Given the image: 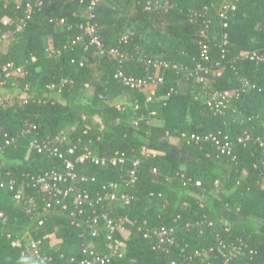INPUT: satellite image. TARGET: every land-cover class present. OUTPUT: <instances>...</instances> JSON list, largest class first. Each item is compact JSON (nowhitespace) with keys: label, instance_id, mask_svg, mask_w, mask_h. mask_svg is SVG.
<instances>
[{"label":"trees","instance_id":"trees-1","mask_svg":"<svg viewBox=\"0 0 264 264\" xmlns=\"http://www.w3.org/2000/svg\"><path fill=\"white\" fill-rule=\"evenodd\" d=\"M25 1L0 0V17L21 15ZM28 1L34 4L31 18L13 41L0 44V80L6 62L25 69L22 76L4 82L7 90L24 95L0 107L1 176L19 182L34 173L62 171L65 159H74L87 147L99 156L109 157L117 150L126 155L123 164H77L79 173L95 177L81 186L91 197L109 181L118 182L122 191L134 160L137 180L129 205L93 202L84 206L81 216L72 196L53 198L44 210L42 197L51 196L23 185L17 200L9 190L0 189V264H73L69 259L81 257L82 243L104 248L103 224L96 237L90 236L86 224L93 209L114 219H129L116 233L123 242V255L106 264H221L215 251L220 240L246 244L232 264H264V146L256 141L264 140V62L239 58L252 50L264 53V0H240L226 27L219 16L225 0H101L95 9L96 33L105 50L116 47L123 53L116 59L94 45L75 41L88 0ZM147 1L153 10L145 8ZM223 32L227 42L222 45ZM201 43L209 46V66L214 70L205 83L183 80L168 94L183 69H192L199 60ZM140 54L178 68L158 69L137 60ZM118 69L125 75H162L154 100L146 103L144 90L124 85L115 77ZM241 79L251 86L244 87ZM49 84L60 86V91ZM214 91L229 99L223 114L206 106ZM117 102L122 110L115 107ZM152 118L163 124H151ZM66 125L71 131L61 150L75 145L73 155L60 158L30 146L31 140L60 136ZM182 133L249 139L234 144L233 158L220 154L210 141L182 139ZM6 138L15 141L5 144ZM210 193L212 202L206 199ZM160 226L172 228L173 244L154 234ZM123 227L129 231L127 237ZM28 235L41 241L40 250L51 262L21 255ZM14 238L22 240V247L11 246ZM211 247L214 251L208 252ZM197 249L200 256L190 259Z\"/></svg>","mask_w":264,"mask_h":264},{"label":"built area","instance_id":"built-area-1","mask_svg":"<svg viewBox=\"0 0 264 264\" xmlns=\"http://www.w3.org/2000/svg\"><path fill=\"white\" fill-rule=\"evenodd\" d=\"M19 2L23 0H17ZM101 0H88L85 4L87 15L81 20L78 24V28L80 32L76 35L75 41L80 42L81 44L87 47L88 45H94L99 49L100 52H107L113 58L123 57V53L116 47H111L105 50L102 42L98 34L96 33V26L94 23L95 19V9L98 3ZM240 0H225L222 9L220 11V18L222 19V27H226L228 23V19L231 17L232 12L236 9V5ZM18 2V3H19ZM19 5L17 6V8ZM145 8L148 10H153V6L147 1L145 3ZM34 12V4L28 0L25 1L24 7L22 10V14L12 17L9 15H3L0 17V44L5 41L6 37L11 34H16L20 32L23 27L26 25L27 21L31 18L32 13ZM63 22V19L60 20ZM122 41L127 42V36H122ZM222 45L227 42V33H222ZM86 41V42H85ZM49 51V49H47ZM240 59H247L250 61H254L256 63L264 62V53L258 52L257 50H252L250 52L242 54ZM33 59V58H32ZM137 60H144L147 64H152L154 67L160 68H178L175 64L171 65V63L167 60L161 59H146L141 54L138 55ZM210 62V54H209V46L206 43L200 44V58L194 65L192 69H183L181 75L177 76L173 80V84L168 89V94L172 91H175L176 87L181 84L183 80L196 79L200 82H206V75L211 72V68L209 66ZM71 63L74 64V60H71ZM81 64V63H79ZM214 70V69H213ZM25 72L24 65L15 64L12 61L6 62L2 68V80H0V86L4 85L5 79L12 78L14 76H22ZM220 71L217 70V73ZM115 77H117L124 85L129 86L134 89L144 90L146 92L145 102H152L154 100V96H156V90L163 82L162 75H150L146 74L143 76H133V75H125L119 69L115 72ZM67 80H63L62 83ZM241 82L244 87H250L251 84L246 79H241ZM50 89L57 88L60 91L61 87H56L55 84H49L47 86ZM16 91V90H15ZM11 96H14L13 93H9L7 91H0V107L8 105L9 102L12 101ZM133 109L138 108V103H132ZM229 99L226 93H221L218 91H214L210 97L206 98V106L209 110L213 111L217 114H223L228 107ZM115 107L119 110H122V103L117 102ZM151 116L155 114V111L150 112ZM134 125H137V121H134ZM34 128V127H33ZM29 130L25 129L23 133ZM220 134V133H218ZM182 139L187 141H194L196 143L202 141H210L212 142L220 154L232 156L234 144L245 143L246 140L249 139L248 135H240L235 140L232 141L230 137L227 135L219 138L218 135L212 134H185L182 133L180 135ZM15 141V138H6L5 144H11ZM235 141V142H234ZM256 141H259L260 145L264 146V140L257 138ZM62 142H64L63 137L56 136L53 139H47L42 142H38L37 140H31L30 146L34 148L37 152H46L50 155L57 156L60 158L64 157V154L73 155L76 151L75 145H69L65 148L63 152L61 150ZM147 153H153L154 151L151 149H145ZM126 160V155L122 151H115L113 155L99 156L92 152L90 149L83 148L82 152L75 157L74 159H65L64 167L62 171L51 169L42 173H34L28 177L27 180L17 181L16 179L8 176L4 178L1 176L0 172V189H7L12 192L13 197L15 199H20L22 197V186L26 185L37 191L40 194H46L51 196L49 199L42 197V200L45 202L43 209H48L51 207L53 198H65L72 196L75 203L76 213L81 216L84 212V206L89 205L92 206L94 203H99L103 200L115 201L121 203L124 206H127L131 203L133 199V194L131 192L132 187L135 185L137 180V174L135 166L137 165V160L132 161V168L128 170L127 179L124 181L125 188L121 191L120 184L116 181H109L102 186L100 192L95 194V197H91L90 193L82 189L81 186L84 183L94 181L95 177L85 174V172L79 173L77 171V164H93L98 166H105L108 164L117 165L123 164ZM85 165V164H84ZM84 170V169H83ZM7 174V173H6ZM196 184H199L197 182ZM29 201L34 204L33 198H30ZM59 200L57 199L56 202ZM65 205V204H64ZM34 206V205H33ZM0 217H2V213H0ZM86 220V224L90 231L91 237H96L99 231V226L102 223L105 228V245L104 248H99L96 245H91L89 243H82L80 246L81 257L78 260H74V258H70V262L73 264H106L110 262L113 257H121L124 253L123 242L120 238L116 236V233L120 231L121 226L128 221L127 216L118 217L114 219L105 211H100L99 213L95 212L93 209L92 216L88 217ZM42 224V220L38 222ZM75 224H77L75 222ZM210 224V223H209ZM154 234H158L160 237V241L166 244H173L174 238L172 237V228L166 226H160L157 229L153 230ZM9 236V235H8ZM41 241L37 239H33L30 235H28L27 243L25 245L26 250H23L21 255L25 256V254L29 253L30 256H33L38 259L40 263L51 262L50 258L41 252L40 250ZM22 240L19 238H14L11 241V246L20 248L22 247ZM242 242L239 243H231L220 240L215 245V251L218 252L221 264H232L235 259L239 258V255L242 253V248L245 247ZM213 248H209L208 252H213ZM250 253L254 252L253 250H249ZM200 251L194 250L190 259L193 256H200ZM205 254H207L205 252ZM59 264V263H54ZM188 264V263H187ZM207 264H209L207 262Z\"/></svg>","mask_w":264,"mask_h":264},{"label":"crops","instance_id":"crops-1","mask_svg":"<svg viewBox=\"0 0 264 264\" xmlns=\"http://www.w3.org/2000/svg\"><path fill=\"white\" fill-rule=\"evenodd\" d=\"M3 86L4 85L0 86V91H7L9 93H13V95H16V93H17L16 91L11 92V91L7 90V88H4ZM86 94H89V93H86ZM23 95H24V93L22 91H19L18 94H17V96H16V98L14 99V102L16 101V99H19ZM53 96L56 99L59 98V94H54ZM150 123L153 124V125H156V126H161L163 124V121L160 120V119L152 118V119H150ZM151 150H153V149H151ZM153 151H154V153H160V154L163 153V152L157 151V150H153ZM206 199H207L208 202H212V200H214V194L213 193H210V195L206 196ZM55 241H56V239L53 238L52 241H51V243H54Z\"/></svg>","mask_w":264,"mask_h":264},{"label":"rangeland","instance_id":"rangeland-1","mask_svg":"<svg viewBox=\"0 0 264 264\" xmlns=\"http://www.w3.org/2000/svg\"><path fill=\"white\" fill-rule=\"evenodd\" d=\"M83 10H84V9H82V8L79 9V13H80L81 15L84 14V11H83ZM14 36H15V34H11V35L7 36L6 39H5V42H10L11 40L13 41ZM48 44H49V43H48ZM3 87L5 88V85H4ZM6 88H7V87H6ZM16 92H17L16 95L11 96L12 101L9 102V104H12V103L14 102V99L16 98V96H17V94H18L19 91L17 90ZM70 131H71V126H70V125H66V126H64V128H62V130L60 131V136L63 137V140H65V139L68 138V136H69V134H70ZM174 142H175V140H174ZM174 142H172V143H174ZM120 187H121V185H120ZM121 227H122V226H121ZM121 231H122V235H123V237H127V236H128L129 231H128L125 227H123V228L121 229Z\"/></svg>","mask_w":264,"mask_h":264}]
</instances>
